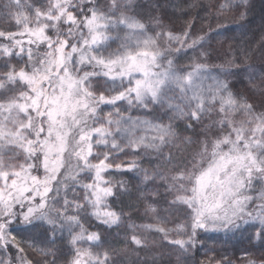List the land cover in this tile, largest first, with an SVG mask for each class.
Instances as JSON below:
<instances>
[{
  "label": "snow or ice",
  "instance_id": "6c2138e0",
  "mask_svg": "<svg viewBox=\"0 0 264 264\" xmlns=\"http://www.w3.org/2000/svg\"><path fill=\"white\" fill-rule=\"evenodd\" d=\"M252 10L0 0V264H264Z\"/></svg>",
  "mask_w": 264,
  "mask_h": 264
},
{
  "label": "trees",
  "instance_id": "16d2710c",
  "mask_svg": "<svg viewBox=\"0 0 264 264\" xmlns=\"http://www.w3.org/2000/svg\"><path fill=\"white\" fill-rule=\"evenodd\" d=\"M202 2L208 4L213 2V0H202ZM251 2L253 4V10L249 14V27L253 31L257 32V39H259V29L261 25L262 10H264V0H251ZM235 23H239V21L237 20Z\"/></svg>",
  "mask_w": 264,
  "mask_h": 264
}]
</instances>
